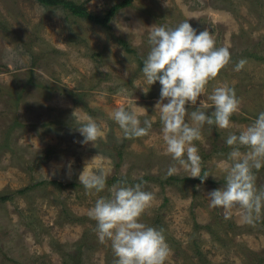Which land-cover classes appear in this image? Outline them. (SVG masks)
I'll list each match as a JSON object with an SVG mask.
<instances>
[{
	"label": "rangeland",
	"instance_id": "obj_1",
	"mask_svg": "<svg viewBox=\"0 0 264 264\" xmlns=\"http://www.w3.org/2000/svg\"><path fill=\"white\" fill-rule=\"evenodd\" d=\"M68 1L104 18L122 0ZM185 20L197 32L209 30L216 46L230 52V62L197 104L225 83L240 101L233 127L205 124L193 141L201 174H209L203 183L183 169L167 174L174 162L164 152L154 110L161 85L142 91L151 28ZM241 59L246 63L234 70ZM135 103L142 106L135 109L141 126L148 119L151 128L124 139L110 114ZM261 111L264 0H131L114 12L109 28L36 0H0V264H114L110 242H100L88 210L122 179L130 185L142 179L153 194L140 220L163 231L171 249L165 264H264V208L253 223H244L238 208L226 218L207 196L225 183L229 132ZM85 114L106 134L95 145L80 142L77 117ZM83 168L107 173L104 190L94 193L74 183ZM253 171L257 190L264 192V167Z\"/></svg>",
	"mask_w": 264,
	"mask_h": 264
},
{
	"label": "clouds",
	"instance_id": "obj_2",
	"mask_svg": "<svg viewBox=\"0 0 264 264\" xmlns=\"http://www.w3.org/2000/svg\"><path fill=\"white\" fill-rule=\"evenodd\" d=\"M147 42L150 47L141 69L147 89L142 91L147 93L157 81L161 85L154 110L158 111L162 124L164 152L174 162L168 167L167 174H176L183 169L188 173L187 177H198L203 183L209 174H201V157L193 141L201 138L205 124L217 129L233 127L231 117L239 111L240 101L234 88L227 83L215 87L207 99L199 100V104L197 100L204 97L209 81L230 62L229 49L217 47L209 30L197 32L188 20L175 27L153 26ZM245 63L241 59L234 70L239 71ZM192 105L197 108L189 113ZM139 107L142 106L136 103L132 109L120 106L110 114L124 139L146 135L151 128L148 119L141 126L135 110ZM210 107L211 112L207 111ZM77 120L82 144L92 142L95 145L106 135L91 116L85 114ZM225 143L231 146L222 163L225 183L207 194L210 206L222 207L226 218L232 209L238 208L242 222L251 224L264 208V192L257 190L253 171L264 167V111L238 132H229ZM241 147L247 150L242 152ZM106 177L107 173L103 171L83 168L78 180L85 190L99 193L106 186ZM143 184L142 179L131 185L122 179L112 185L109 197L100 196L88 210L89 217L96 222L100 242H110L114 264H165L170 254L163 231L140 220L153 199V194L145 191Z\"/></svg>",
	"mask_w": 264,
	"mask_h": 264
},
{
	"label": "trees",
	"instance_id": "obj_3",
	"mask_svg": "<svg viewBox=\"0 0 264 264\" xmlns=\"http://www.w3.org/2000/svg\"><path fill=\"white\" fill-rule=\"evenodd\" d=\"M36 1L43 6L60 7L62 9H64L65 11H69L74 16H78V17L86 18V19H91L92 21L96 22L97 24L103 25L107 28H109V21L112 18V15L114 14V12L118 8H120L122 6L130 5V3H131V0H122L120 3L115 4L114 6L111 7V9L108 11V14L106 15V17L100 18L98 16L90 15L83 5L77 4L73 1H68V0H36ZM117 41L123 45L125 50L132 51L131 47L128 45L126 40L119 37V38H117ZM52 182L56 183V184H61V183H58L57 181H54V180ZM108 182L110 183V181H108ZM74 183H79V181H76ZM71 185H75V184H71Z\"/></svg>",
	"mask_w": 264,
	"mask_h": 264
}]
</instances>
